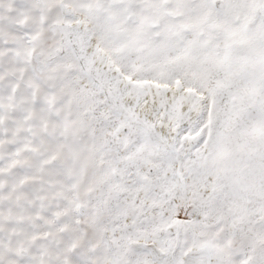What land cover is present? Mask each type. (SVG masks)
Here are the masks:
<instances>
[{"label":"snow or ice","instance_id":"obj_1","mask_svg":"<svg viewBox=\"0 0 264 264\" xmlns=\"http://www.w3.org/2000/svg\"><path fill=\"white\" fill-rule=\"evenodd\" d=\"M0 264H264V0H0Z\"/></svg>","mask_w":264,"mask_h":264}]
</instances>
